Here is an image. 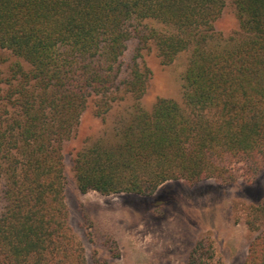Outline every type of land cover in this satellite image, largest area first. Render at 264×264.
Listing matches in <instances>:
<instances>
[{"label":"trees","instance_id":"trees-1","mask_svg":"<svg viewBox=\"0 0 264 264\" xmlns=\"http://www.w3.org/2000/svg\"><path fill=\"white\" fill-rule=\"evenodd\" d=\"M232 2L242 35L217 42L223 0H0V49L29 66L5 71L0 58L2 264H84L63 202L62 144L90 100L103 118L124 95L133 104L114 142L76 153L80 192L144 195L168 180L222 179L233 159L264 167V0ZM131 39L154 44L162 64L189 48L183 105L141 106L147 70L135 57L124 63ZM212 260L199 240L187 264ZM246 264H264V231Z\"/></svg>","mask_w":264,"mask_h":264},{"label":"rangeland","instance_id":"rangeland-1","mask_svg":"<svg viewBox=\"0 0 264 264\" xmlns=\"http://www.w3.org/2000/svg\"><path fill=\"white\" fill-rule=\"evenodd\" d=\"M223 1L211 35L217 42L242 35L232 0ZM142 23L167 30L154 21ZM157 53L154 44L141 48L131 39L123 56L124 63L135 57L147 70L141 106L148 111L158 98L183 105L181 75L190 50L179 52L169 64H162ZM0 58L5 71L18 62L23 70L29 68L8 50L0 49ZM132 104L131 96L124 95L103 118L95 114L94 100H90L73 134L62 144L63 202L84 264H187L199 240L205 247L211 243L213 264H246L249 244L264 231V167L233 159L226 164L222 179L168 180L144 195L80 192L73 170L76 153L99 140L114 142Z\"/></svg>","mask_w":264,"mask_h":264}]
</instances>
